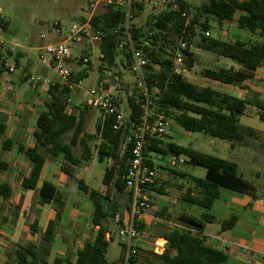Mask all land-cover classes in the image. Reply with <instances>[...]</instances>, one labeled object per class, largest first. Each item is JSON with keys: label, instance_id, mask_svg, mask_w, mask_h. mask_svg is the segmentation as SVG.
<instances>
[{"label": "trees", "instance_id": "16d2710c", "mask_svg": "<svg viewBox=\"0 0 264 264\" xmlns=\"http://www.w3.org/2000/svg\"><path fill=\"white\" fill-rule=\"evenodd\" d=\"M179 2L181 10L186 11L188 17L182 16L180 11L167 8L148 21L146 26L133 24L135 45L142 48L148 57L145 81L150 93V106L155 110H163L176 124L190 132H203L231 143L256 137L257 131L241 125L240 117L245 113L247 104L253 103L260 110V120L264 121V96L254 94L251 99L241 98L211 86L199 85L187 79L184 74L174 73L173 63L167 55L174 51L180 40H186L192 45L194 37L199 35L196 41L198 48L231 58L240 65L239 68H204L203 76L227 84H241L252 77L258 67H264V0H207L195 6H191L186 0ZM142 10L143 6L135 10V17ZM125 14L123 9H114L113 5L107 3L105 8L102 11L97 10L90 20L93 31L98 33L99 48L106 54L110 69L119 57H123L122 54L125 59L129 57L126 49L118 47L125 36L123 31ZM236 15L238 28L252 36L258 35V39L226 41L206 34L212 28L213 22L222 26ZM0 24L3 28L6 26L3 19H0ZM149 31H153V34L149 35ZM84 54L89 52L86 51ZM12 55L11 52L7 54L6 49L0 50V79L7 70L6 60ZM195 61L193 51L187 50L186 68L192 69ZM87 65L90 67L91 61ZM87 75L86 72L73 71L71 78L77 81ZM48 92L50 101L39 114L37 127L33 133L35 145L33 147L20 145V151L25 152L31 162V172L29 176L23 177L22 187L37 186L48 158L59 160L61 169L69 175H74L82 164L93 158L95 152L97 161L107 162L102 180L104 189L91 188L82 181H79V187L89 195L93 203L92 225L93 228L98 226V229L77 250L75 259L57 257L50 263L48 256L60 226L65 200L57 194V187L53 182L44 181L39 190V203H53L56 216L49 221L39 244L29 242L16 245L12 253L15 264H124L125 255L121 257L120 262H110L106 259L110 240L106 236L108 227L105 221L118 215V223L121 226L125 219V215L119 212L121 204L112 198L110 192L112 188L119 193L126 192L125 180L130 145L123 153L122 148L128 126L116 129L114 117H103L101 114L95 133H87L78 139L76 134L83 118L81 114L88 105L74 104L67 110V100L72 89L61 81H55L50 85ZM145 100L146 96L135 90L128 96V115L132 120L138 121L144 114L142 105ZM77 109L80 110L79 115ZM6 128L5 121H0V133H4ZM70 132L75 133L68 140ZM77 146L81 149L80 152L77 151ZM4 148L9 149L7 145ZM144 150L145 154L157 151L162 154L185 155L188 158L186 163L205 167V177L193 178L194 188H202L203 191L192 194L193 190L188 189L185 193L189 202L205 209H210L220 196L221 186L240 191L250 189V184L239 174L237 163L229 159L174 141L165 142L161 137L151 138ZM6 167L7 163L0 160V170ZM155 185L152 183L147 190L154 189ZM12 193L13 189L8 182L0 183V196L3 201H8ZM130 201L129 195L127 210L130 208ZM210 219L209 213L201 215L183 213L180 217L181 224L162 235L167 240L164 252L161 254L152 252L153 256L145 257V262L141 264H224L227 254L207 244L200 234L205 228V222ZM3 220L6 222L9 219L5 216ZM235 221L236 217L224 221L222 228H231ZM141 224L142 228L144 225ZM35 228L33 226V230ZM130 264H138L136 258L131 257Z\"/></svg>", "mask_w": 264, "mask_h": 264}, {"label": "crops", "instance_id": "0c3cea01", "mask_svg": "<svg viewBox=\"0 0 264 264\" xmlns=\"http://www.w3.org/2000/svg\"><path fill=\"white\" fill-rule=\"evenodd\" d=\"M237 16L232 20L226 21L221 28L218 27L220 31L219 38L226 41L258 39V35L252 36L249 33L240 35L241 29L237 26ZM229 21L234 22L231 30H228V25H226ZM214 25L216 24L213 23ZM208 33L210 34V32ZM85 52L86 47H83L82 53ZM210 56L212 63L211 65L207 63L209 66L206 68H214L213 64L216 61L220 62V55L211 53ZM13 57L14 55L9 58ZM223 65L225 66L219 67H240L237 62L232 61H224ZM99 71V79L107 75L100 67ZM76 72H86L88 74V69L77 68ZM190 72L191 69H187L186 74ZM13 73L6 70L0 79V111L5 114V123L7 125L6 131L0 133V146L3 149H5V145L9 147V149H5L6 158H0V160L7 163V167L0 170V173L11 174V177L9 176L11 179L3 182H8L13 189L8 203L11 204V207L16 206L17 209L14 214L17 212V216L12 218V212H9L10 207L0 219V264L6 262V251L10 246L16 247L18 244H27L29 242L39 244L49 221L55 218L56 210L53 203H39V190L44 181L53 182L57 187V194L65 200L60 226L52 242L48 261L53 263L57 257L75 259L77 250L98 229V226L93 228L92 225L93 203L89 195L79 187V181H82L93 188L89 181L92 178L94 161L97 159L94 156L88 163L82 164L74 175H69L61 169L59 160L48 158L44 163L37 186L35 188L22 187L23 177L29 176L31 172V162L27 154L20 151V145L25 147H33L35 145L36 141L33 133L37 125H34L33 120L38 118L41 111L50 101V95L46 85L42 83L33 85L31 83V88L24 92L26 103H19L17 108L20 112L17 113V118H13L12 112L19 96L16 92V87L17 83L22 80V75L14 76ZM198 80L204 83L207 82V78L203 74ZM216 82L218 83L215 86L219 87V89L211 87L241 98L251 99L254 94L264 96V67H258L254 71L253 76L247 78L241 84L234 85L220 81ZM125 84L126 88L123 91L128 95L132 87H129V83L125 82ZM20 113L23 116L20 117ZM259 113V108L253 103H249L243 115L260 119ZM28 114L33 119L29 123L21 119ZM12 118L13 120H11ZM240 123L245 127H252L241 121ZM252 128L257 131L256 137H248L233 143H223L232 150L228 159L237 163L239 174L250 184V189L240 191L221 186L220 196L213 202L210 209L192 204L185 196L188 189L193 190L192 194L203 191L202 188H194L193 178L205 177L206 171L203 175H196L187 169L176 168V166H172V163L170 164L171 166L168 164L164 165L161 162L162 158L157 156V154L162 153L157 151L146 153L148 160L151 161L150 163L156 170L157 177L154 182L156 187L147 191L151 207L142 217L144 229L139 239L141 249L152 252L157 239H165L162 236L164 233L181 224L180 217L183 213L197 215L209 213L211 219L205 222V228L200 234L204 237L207 244L227 254V260L224 264H264V144L256 143L260 137H263L264 141V130ZM185 131L186 133L190 132ZM161 138L165 142L172 141L170 140L172 134L168 135V138ZM171 155L172 159L174 156H185ZM16 179H19V190L15 189ZM99 189L103 190L104 185ZM122 212L126 215L125 209ZM5 216L9 219L6 222L3 220ZM232 217H236L235 224L231 228L223 229V222L230 220ZM73 222H75L74 225ZM76 222H79V227ZM85 223L86 225H84ZM89 223L92 225L93 233L82 232L84 231L82 227L86 228ZM33 226L36 227L34 230ZM72 234H76L77 237L72 240L68 239ZM111 234L112 231L108 227L106 236L110 241L113 239ZM160 241L162 243V240ZM166 245L167 240L165 247Z\"/></svg>", "mask_w": 264, "mask_h": 264}, {"label": "rangeland", "instance_id": "374dc122", "mask_svg": "<svg viewBox=\"0 0 264 264\" xmlns=\"http://www.w3.org/2000/svg\"><path fill=\"white\" fill-rule=\"evenodd\" d=\"M99 1L97 6V10L102 11L109 0H0V19H3L6 22V26L3 29V36L6 39L9 46H14L15 52L14 57L9 58L10 63H13L16 67L14 72V76H21L22 80L17 83L16 92L18 93V100L16 101L15 108L13 109L12 116L13 118H17V113L20 110L17 108L19 103L25 102L24 92L28 91L31 88V85L41 84L35 80H31L29 76H48L50 79L55 81H61L59 74L50 66H48L44 61L43 57L45 54L44 48L51 42H57L59 40H64L69 35V29L75 22H82L89 15L90 3ZM191 6H195L201 4L207 0H186ZM109 4V3H108ZM167 9L166 5L162 3V0H145L143 4L142 12L134 18V23L138 26H146L147 22L152 20L155 16L159 15L162 11ZM96 10V11H97ZM214 26L209 30L210 35L213 37L219 38L220 31L218 29L221 28L220 25L213 22ZM227 26L228 30H231L234 26L233 21H229ZM226 27V26H224ZM221 30V29H220ZM243 31V32H242ZM204 33L206 31H203ZM240 35L248 33L245 30H241L239 32ZM199 35L194 37V42L190 46L189 50L193 51L194 58L196 59L194 67L191 69L190 73H184V76L199 84V85H210L215 88L216 80L207 79V82H200L198 80L202 76V71L207 66L211 65V53L200 49L196 46V41L199 39ZM243 38V37H242ZM86 47V50L89 52L91 56V65L82 64L78 65L76 62L71 60L67 62V66L71 68L74 72L77 71V68L88 69V76L83 79L80 87H76L73 89L71 93L72 103L81 104L88 100L89 95L88 91L90 88L97 84V81L100 76V48H99V40L94 38H88L83 40L81 43H72V52L73 58L80 55L82 53V48ZM8 51L9 48H6ZM12 55V56H13ZM11 57V56H10ZM16 58L18 60L16 61ZM224 61H232L231 58L220 56V62H215L213 64L214 68H218L223 65ZM123 57H119L114 66L110 69V75H106L108 79H114L115 74L122 77L123 81L129 83V87H132L135 92H141V86L139 84V79L136 75L132 74L126 68L123 67ZM207 63L209 65H207ZM46 64V66H45ZM46 67V68H44ZM101 70V69H100ZM10 72V73H12ZM25 73H28V76H25ZM27 77V79H26ZM29 81V82H27ZM32 83V84H31ZM114 84V82H112ZM47 86V85H46ZM138 90V91H137ZM112 93H117L115 88H111ZM123 102L121 104L122 110L128 114V95L123 91ZM26 103V102H25ZM80 114V110L77 109V115ZM101 112L92 107L88 106L84 109V112L81 114L83 116L79 131L77 132V137L83 136L87 133H95L96 125L101 118ZM20 117L23 116L21 113ZM5 114L0 111V121H6ZM13 118L11 120H13ZM22 120H25L27 123L32 119L31 115H26L25 118L22 117ZM33 120V119H32ZM242 123L249 124L252 127L259 128L264 130V121H261L258 118L250 117V116H241ZM34 125L37 123V119L33 120ZM32 122V123H33ZM73 133L70 132L67 136L69 140ZM172 134V138L170 140L175 141L177 143L183 144L190 148H194L196 150L222 156L223 158H230L232 150L229 147H226L223 143L228 141L222 140L220 138L212 137L204 134L203 132H189L186 133L185 129L179 126L178 124L173 123L171 130L163 136V138H168V135ZM99 140L96 142L98 143ZM257 144H264L263 137H260ZM93 144V142H92ZM77 151L80 152L81 149L77 146ZM6 150L0 146V158H6ZM95 156V152L93 158ZM162 158L161 162L165 165L168 164L171 166L172 155L171 154H157ZM186 160L187 157L183 156ZM92 158V159H93ZM107 162H99L97 160L94 161L92 168V178L89 181V184L95 188L99 189L103 186V176L105 172ZM179 169H187L189 172L196 175H203L206 169L202 166H192L188 163H181L176 166ZM11 174H6L5 172L0 173V183L3 181H9L11 178ZM15 189H20L19 179H16ZM112 198L118 201L121 204L120 214H123L122 210H126V206L129 204V194L119 193L116 189L112 188L110 192ZM9 206V207H8ZM11 207V204L8 201H3L0 196V219L6 212L8 208ZM16 206H12L10 209V213L12 212V218L15 217ZM124 216V214H123ZM87 222V221H86ZM75 222H73L74 225ZM79 227V222H76ZM107 227H109L112 231L111 237L113 239L109 243L108 253L106 255V259L110 262L116 261L120 262L121 257L125 255L124 244L120 240L118 236V230L120 224L118 223V217L108 218L105 221ZM86 225V223L84 224ZM87 234H91L92 225L89 223L86 228L82 227ZM144 226L142 227V231ZM76 234H72L68 237V239L72 240L76 238ZM160 241V240H159ZM159 243V242H158ZM162 243H165V240H162ZM15 247H9L6 251L7 260L2 264H15L14 256L12 255ZM153 252V251H152ZM152 252L144 251L143 249L139 250V256L136 258L138 264L145 262V257L153 256ZM147 263V262H146ZM130 264V263H128Z\"/></svg>", "mask_w": 264, "mask_h": 264}, {"label": "built area", "instance_id": "2783aa9c", "mask_svg": "<svg viewBox=\"0 0 264 264\" xmlns=\"http://www.w3.org/2000/svg\"><path fill=\"white\" fill-rule=\"evenodd\" d=\"M145 0H109L108 3L114 6V9H123L125 11V22L123 23L124 40L118 44L119 49H126L129 57L124 58L123 67L136 75L139 79L141 92L146 96L145 103L142 105L144 114L138 121L132 120L126 114L121 104L123 102L122 92L126 88V84L122 77L115 74L114 79H108L106 76L97 81V84L90 88L88 91L89 98L87 101L82 102L88 106L98 109L103 117H114L115 128L122 129L128 126V132L125 135L122 153L130 145V156L128 160L127 175L125 180V191L130 195V208L125 215L123 224L118 230V236L124 244L125 249V263H130V258H137L139 256V239L142 232L141 223L142 217L151 207L150 197L147 188L155 182L157 177L156 170L149 162L145 154V146L149 144L151 138H159L165 136L172 128L174 119L163 110H155L150 106V93L145 81V65L147 64L148 57L142 48L135 45L133 38V24L135 18V10L143 6ZM166 7L173 11H180L182 16L188 17L186 11L181 10L179 0H162ZM99 1L90 3L89 15L82 22H75L69 29V35L64 40L49 43L45 48L43 61L53 68L60 76L61 82L66 83L73 90L80 87L83 79L74 80L71 78L73 70L67 66V62L71 60L80 64H88L91 61L89 54L81 53L73 58L72 43H81L88 38L98 39V33L93 31L91 25V18L96 12ZM3 26L0 24V50H6L8 54H14V46H8L6 39L3 36ZM153 31H149L152 35ZM209 34L208 32L206 33ZM99 40V39H98ZM148 44V41H146ZM191 45L186 40H180L178 46L167 57L173 63V72L184 74L187 72L185 64V52L189 50ZM87 51V50H86ZM88 52V51H87ZM7 71L12 72L15 70V65L10 63L7 59L5 62ZM100 68L103 69L105 74L110 75V65L106 58V54L100 51ZM28 76V73H25ZM31 80L47 85L54 84L55 80L50 79L48 76H29ZM114 82V84H112ZM115 88L117 93H112L111 88ZM127 90V89H126ZM125 90V91H126ZM129 90V89H128ZM127 92V91H126ZM133 89L130 90V94ZM67 110L73 107L72 98L67 100ZM81 103V104H82ZM186 159L183 156H174L172 159V166H178L185 163ZM159 238L155 241L153 252L161 254L165 250V243H161ZM159 242V243H158Z\"/></svg>", "mask_w": 264, "mask_h": 264}, {"label": "bare ground", "instance_id": "6f19581e", "mask_svg": "<svg viewBox=\"0 0 264 264\" xmlns=\"http://www.w3.org/2000/svg\"><path fill=\"white\" fill-rule=\"evenodd\" d=\"M161 242V241H160Z\"/></svg>", "mask_w": 264, "mask_h": 264}]
</instances>
